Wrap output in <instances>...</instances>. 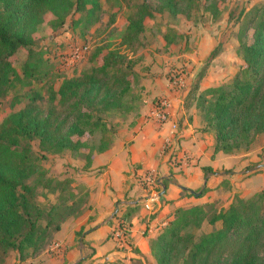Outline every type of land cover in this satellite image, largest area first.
Returning a JSON list of instances; mask_svg holds the SVG:
<instances>
[{
    "label": "trees",
    "instance_id": "1",
    "mask_svg": "<svg viewBox=\"0 0 264 264\" xmlns=\"http://www.w3.org/2000/svg\"><path fill=\"white\" fill-rule=\"evenodd\" d=\"M194 1L157 0V6L160 11L174 15L182 12V4L190 7ZM136 7L123 35V41L128 44L143 31L144 19L153 15L145 2ZM44 12L52 14L49 22L53 28L63 26L70 12L80 13L72 20V26L82 25L87 29L99 20L101 3L99 0H0V98H4L18 82L28 86L25 91L31 92L26 105L9 114L0 124L2 262L9 250L16 251L19 260L40 253L76 205H66L67 198L75 202L76 197V187H72L67 179L44 183L61 191V199L56 204L45 209L35 202L30 181L40 172L39 157L42 155L32 153L30 141L38 139L41 150L49 153L70 150L81 155L84 148L93 147L84 155V164L88 166L94 152L100 153L112 144L109 129L97 111L124 109L129 112L131 107L126 103L135 75L133 62L113 51L103 55L101 63L89 71L63 77L57 90L48 91L47 108L39 106V96L30 86L31 80L43 81L50 72L44 68L47 59L43 58V51L34 49L32 34ZM249 25L253 28L252 41L241 43L245 66L232 82L208 87L198 95L196 82L186 96V101H195L207 129H213L216 152L248 150L256 140L255 134L264 130L263 8L250 18ZM22 47L27 49L28 55L22 66L23 77H20L10 57ZM96 56L97 53L94 58ZM12 101L16 103L18 97H13ZM96 133L100 134L98 145L90 147L89 141L80 139L85 134L89 139L93 138ZM140 182L146 187L141 178ZM159 189L158 183L156 190ZM184 193L192 196L189 192ZM255 193L244 198L235 195L227 208L214 210L209 221L214 224L220 220L222 226L202 234L198 240H195L193 230L201 225L214 204L177 207L172 218L150 240L156 264H210L216 253V256L225 254L227 264H264V191ZM128 216V213L115 214L109 221L114 220L113 227L129 232Z\"/></svg>",
    "mask_w": 264,
    "mask_h": 264
},
{
    "label": "rangeland",
    "instance_id": "2",
    "mask_svg": "<svg viewBox=\"0 0 264 264\" xmlns=\"http://www.w3.org/2000/svg\"><path fill=\"white\" fill-rule=\"evenodd\" d=\"M99 1L101 3L100 18L87 29H83L82 25L72 26V20L79 17L80 13L70 12L63 26L57 28H53L49 22L53 17L50 12L42 14V21L36 26L32 36L34 49L43 51V58L47 59L44 68L49 69L50 74L43 81L31 80L30 86H33L39 96L37 99L39 106L46 109L48 91L57 90L63 77H74L89 71L101 63L102 56L108 51L123 54L133 62L132 69L135 73L127 98L128 103H126L131 106V112H126L124 109L97 111L109 129L112 142L136 117L146 96L155 93L148 90L146 85L150 79L153 81L157 79L159 87L161 83H167L172 90H183V93L189 91L197 82L196 95L208 87L231 83L236 73L245 66L241 43L244 40L248 43L252 41L253 28L249 25L250 18L257 11L264 9V0H210L207 2L195 0L193 6L186 7L182 4V12L172 15L166 10L160 11L157 0ZM142 2L150 6L153 15L144 19L143 31L128 44L123 41L128 19L134 14L136 6ZM96 53L97 56L94 58ZM27 55V49L22 47L10 57L20 77H23L22 66ZM200 74L201 78L198 80ZM175 79H181L185 86L179 88L180 84L175 82ZM27 88L28 86L18 82L4 98H0V124L9 114L26 105L31 95V92L25 91ZM13 97H18V101L14 104ZM158 97L164 96L155 95L153 103ZM130 98L131 102H129ZM209 131L214 137L211 127ZM99 135L96 133L89 139V135L85 134L80 139L89 141L92 147L99 144ZM255 135L256 140L251 148L261 150L260 155L264 157V130ZM30 145L34 155H42L39 157L40 172L30 181L34 188L35 202L45 209L56 204L61 199V191L53 185L46 186L44 183L47 180L54 183L57 180L67 179L72 187H76V197L75 202H72V198H67L66 205H76L71 210L72 214L66 219L78 217L87 212L86 193L88 194V191L82 180L86 176L87 169L82 162L85 161L84 155L91 152L93 147L84 148V154L78 155L70 150L59 153L45 152L41 150L38 139L31 140ZM95 154L97 153L92 154V158ZM226 182V179L221 182L222 188L227 187L228 182ZM208 191V187H202L197 196L198 199L185 194L190 199L184 203V206H180L187 208L205 203L214 204L201 225L194 228L195 240H198L202 234L222 226L220 220L214 224L210 223L214 210L227 208L235 200V195L244 198L239 193H234L227 198L226 195L220 199L213 198L215 200L211 199L212 201L206 200V197L201 199L200 197ZM201 192L203 194L200 196ZM78 213H80L78 216L74 215ZM217 254L211 257L210 264H227L226 255L216 256ZM3 258L4 262L0 259V264H15L13 259L19 260L18 253L14 250H9Z\"/></svg>",
    "mask_w": 264,
    "mask_h": 264
},
{
    "label": "crops",
    "instance_id": "3",
    "mask_svg": "<svg viewBox=\"0 0 264 264\" xmlns=\"http://www.w3.org/2000/svg\"><path fill=\"white\" fill-rule=\"evenodd\" d=\"M156 81L150 79L146 84L155 93L146 96L129 126L85 166L82 180L88 191L87 212L66 219L45 249L24 260L15 258V264H156L150 240L172 218L173 211L190 199L184 193L189 191L179 185L196 193L208 187L210 192L200 198L210 201L234 193L249 197L264 189L261 150L214 151L213 134L195 101H186L188 91L172 90L167 83L159 87ZM155 95L169 101L170 118L162 124L156 122L152 110ZM146 171L158 179L160 189L152 191L157 193L154 199L140 182ZM225 179L228 184L222 188ZM161 183L166 190L159 196ZM116 206L115 214L129 215L130 230L121 244L112 236L114 220L109 221Z\"/></svg>",
    "mask_w": 264,
    "mask_h": 264
},
{
    "label": "built area",
    "instance_id": "4",
    "mask_svg": "<svg viewBox=\"0 0 264 264\" xmlns=\"http://www.w3.org/2000/svg\"><path fill=\"white\" fill-rule=\"evenodd\" d=\"M175 82H179L180 84L179 88H182L183 86H185L181 79H175ZM168 109H169V101L166 97H158L156 100H154L152 110L156 118V122L158 124H162L166 122L167 120H169L170 115H169ZM141 180L142 182L146 184L145 189L151 192V199H154L157 193H154L152 191L156 190V186L158 184V179L156 175L152 171H146L141 174ZM146 207L151 209V207H149L148 204H146ZM127 234H128V231L124 232L118 226H114L112 228V236L117 239L119 244L125 242Z\"/></svg>",
    "mask_w": 264,
    "mask_h": 264
},
{
    "label": "water",
    "instance_id": "5",
    "mask_svg": "<svg viewBox=\"0 0 264 264\" xmlns=\"http://www.w3.org/2000/svg\"><path fill=\"white\" fill-rule=\"evenodd\" d=\"M161 187H162V189H161V191L158 193L159 196H161V195L165 192V190H166L165 185L162 184V183H161ZM179 187H180L181 189H183V190L189 191L190 193H192V194H194V195H197V196H198V194H199V193H196L194 190L189 189V188H187V187H185V186L179 185ZM116 212H117V206H116V209L114 210L112 216H113Z\"/></svg>",
    "mask_w": 264,
    "mask_h": 264
}]
</instances>
